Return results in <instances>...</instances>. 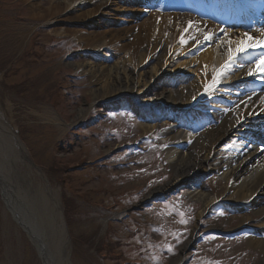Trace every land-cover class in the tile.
Masks as SVG:
<instances>
[{
  "label": "rangeland",
  "instance_id": "374dc122",
  "mask_svg": "<svg viewBox=\"0 0 264 264\" xmlns=\"http://www.w3.org/2000/svg\"><path fill=\"white\" fill-rule=\"evenodd\" d=\"M27 3L25 0H0V122L16 130L24 145L25 155L32 163V183L43 186L45 181L58 196L59 210L70 240V263L119 264L112 255V252L118 253V249L128 264L136 260L143 264H170L180 256L184 261L191 256V264H260L264 256L248 247V237L203 242L196 248L193 233L202 204L185 185L164 193L160 200L156 197L144 206L140 204L152 191L164 188L173 179L165 147L170 124L155 121L153 106L144 111V121L128 115L130 106L153 98L149 92L133 100L120 95L103 104H92L89 92L93 84L88 75L74 65L89 63L88 57L94 63L112 64L118 61L119 53L108 49L97 52L95 57L70 36L53 33L64 28L99 33L116 25L119 29L123 24V28L132 27L147 18L138 0H130L127 5L123 0L118 2V7L128 6L135 11L124 16L113 6L110 15L120 14L124 19L118 24L111 16H106L98 24L90 25H85L86 21L49 24L31 21ZM46 4L42 1L43 7ZM90 8L91 5H85L83 10ZM133 13L139 16L136 24L129 21ZM24 31L23 38L18 39L17 35ZM174 54L169 56L175 57ZM180 86L168 88L176 96L183 91ZM162 101L163 105L172 107L170 111L173 107L190 104L180 98L175 102L167 98ZM103 107L117 114L102 117ZM43 109L52 114L51 121L40 116L44 114ZM86 109L88 111L80 115L79 111ZM143 125L149 127L145 132L141 129ZM140 139H147L144 142H147L148 153L137 154L136 149L130 147ZM107 154L112 162L126 161L128 164L120 168L112 167L114 163L103 166L106 160L102 157ZM233 155L235 153L230 157ZM95 161L99 167L93 166ZM83 165L85 168H78ZM255 165L257 162L253 163ZM198 191L224 198L227 182L220 175L202 184ZM133 193L137 194L136 198L127 202V199L132 200L129 196ZM104 205L111 209L107 210ZM173 205L180 212L176 216L167 213V207ZM251 211L244 217L255 227L262 216L256 218L257 214ZM205 216L207 211L201 218ZM11 217L0 200V264H41L25 232ZM242 219L220 213L209 223L219 229L233 230L239 227ZM146 221L152 222L148 223L150 225L157 223L161 229L156 231L145 226ZM140 223L148 230L147 236L128 237L124 229L126 224L135 227ZM113 240L121 241L119 248L112 247ZM156 242L158 246L153 247ZM138 246L145 249L143 255ZM191 251H195L194 256Z\"/></svg>",
  "mask_w": 264,
  "mask_h": 264
},
{
  "label": "bare ground",
  "instance_id": "6f19581e",
  "mask_svg": "<svg viewBox=\"0 0 264 264\" xmlns=\"http://www.w3.org/2000/svg\"><path fill=\"white\" fill-rule=\"evenodd\" d=\"M42 1L44 0H25V2H28L29 18L31 21H46L48 22L47 24L57 21H86L85 25H90L98 24L106 16L108 18L111 16L115 24H118V21L124 19L119 17L120 14L110 15L114 7L117 13L123 12L122 16H124L125 13L135 12L129 9L128 6L126 8L118 7V2L120 0H45L47 4L44 7L42 6ZM123 1H125L127 5L130 0ZM85 5H91L92 8L85 11L83 10ZM137 16L133 13L129 21L136 24ZM188 21H193L199 25L201 31H197L195 27L190 29L189 33L185 34V37L191 36L194 37V39H190V42L182 45L179 40L183 29L187 27ZM123 27H125V24H123L121 29L116 25V27L112 26L99 33H94V31L84 32L74 28H60V32L56 30L53 31L55 35L70 36L82 49L86 50L88 53L95 54V56L98 55L97 52H103L108 49L119 53V56H116L117 54L114 55L117 57L118 61L112 64H107L105 62L101 64L94 63L93 60L88 57L86 60L90 61L89 63L86 62L74 65L76 69L82 71V74L88 75L90 82L93 84L89 92L92 97V104L97 102H99L98 104H103L106 100L118 98L120 95L140 97L148 92L153 98L143 100V102L151 103L157 109H160L162 106L161 101L165 98L171 102H175L177 98L189 102L197 93L200 94L202 91L201 85H197L196 80H193L183 88L181 93L175 96L173 91L166 89L167 87L165 86H160V84L164 83V80L165 83L168 80V77L165 79L164 76L176 69L182 70L183 73L196 74L197 70L201 69L202 64H204L203 66L207 70H210L214 65H219L220 61L227 57L226 52L228 46L223 43L225 41L224 39H221V44L217 45L216 37H213L212 42L214 43L211 47L207 48V46H204L203 49L200 48V46L204 44L202 42L204 41L202 33H210L216 30L217 27H215L213 23L197 20L190 16H159L157 14H149L147 18L140 23L138 21L137 24L132 27ZM25 33L26 31L19 33L17 38L21 40ZM39 33L40 31L36 35H39ZM242 34V32L236 30L234 33H230L228 37H225H227L226 40L231 39L236 41L244 38ZM252 36L254 38H262L261 33ZM197 41H199V43H197ZM215 43L216 45H214ZM232 47L235 48V44H233ZM193 51L198 53V56L191 57L189 60L174 62V58L169 56L173 52L175 56L178 57L188 55L189 52L193 53ZM160 56L161 60L159 62ZM193 65L197 68L195 67L194 69ZM199 80L201 83H205L203 77H200ZM193 94L194 96H192ZM242 99L244 102L248 101L247 97ZM253 104L255 105L254 108ZM261 108H264V104H261L259 97L252 98V103L247 104V106H245L244 103L242 111L240 109L236 116L230 119L222 118L220 121L221 123L212 130L206 131L196 138L193 137L187 150L184 145L179 148L167 150L166 153L168 154L170 166L174 173L173 179L166 184L164 188L154 190V192L152 191L151 193L155 194L166 189H173L177 184L182 182H186L192 187L193 185L190 181L196 173L205 172L208 169L217 170L222 168V177L227 182V193L229 197H232L236 202L247 203L246 205H251V207L255 208H257L256 206L261 204V202L264 203V158L260 155L259 148H253L251 151L241 153L237 162L235 160L232 161V163L235 164L234 166H231L230 163L228 164L229 159L232 158L229 157L228 159L227 155L220 158L217 163H213L212 161V153H214L219 143L225 138L233 136L240 124L244 123L245 125H250V118H252V116L248 113L250 111L256 113L260 111ZM43 110L44 114L40 116H43L44 120L51 121L53 119L52 114L48 113L46 109ZM87 111L88 109L80 110L79 113L81 115ZM240 117H243V119L240 123H237ZM141 129L145 132L149 127L148 125H143ZM180 132L172 129L165 135V140L173 143L177 139H182L183 141L190 139L187 135ZM261 157L262 162H258L257 159ZM253 160L257 161V167L253 166ZM18 169L20 168L18 167ZM18 175L27 182L28 185L32 186V188L28 187L29 190L25 192H17L14 180L12 181V179H9L11 194L17 198L13 199L10 193L5 194L4 200L5 203H7V208L11 212L13 211L16 213L15 216L21 223L27 226V230L30 233L34 234L33 225L36 228L37 225H42V222L46 223L50 228L51 224L47 223L46 220L50 217V214H52L51 210L56 212L59 205V199L55 191L49 187L45 181L43 182L47 186H41V183L36 184L32 183V181L30 182L29 174L25 171H20ZM1 176L3 175L0 174V177ZM5 178L6 177L3 176V179ZM39 186L44 190L40 192L35 190L39 188ZM191 189L190 194L201 202V213H203L215 201V198L208 193L198 191L197 189L195 190V187ZM38 200H41L42 203L41 201L38 202ZM25 211H31V214L26 217V215L23 214ZM253 213L257 214V217L263 216L262 221L259 223V231L257 232L264 234V206L254 210ZM58 217L59 221H61L60 214H58ZM243 222L244 220L240 224ZM53 225L55 224L53 223ZM62 227L63 224L61 223L56 228L54 239L58 241L63 240L65 248H68L67 236L65 235L64 227ZM38 237L42 239L43 235L38 234ZM247 241L248 247L253 248L255 251H259L264 256V235L262 238H248ZM189 243L190 241L187 245H189ZM58 249H60V247ZM180 259L181 256L177 260L170 262V264H179L181 261ZM260 264H264V260L261 261Z\"/></svg>",
  "mask_w": 264,
  "mask_h": 264
},
{
  "label": "water",
  "instance_id": "95a60500",
  "mask_svg": "<svg viewBox=\"0 0 264 264\" xmlns=\"http://www.w3.org/2000/svg\"><path fill=\"white\" fill-rule=\"evenodd\" d=\"M10 141V144H9ZM7 143V145H6ZM24 148L16 134L13 130L7 129L4 124L0 123V174L6 177L3 179V176L0 177V197L7 208V203H5L4 195L10 193L9 189V179L12 181L14 180L17 192H25L29 190L27 182H25L19 175L20 171H25L29 174L30 182L32 181V172H31V162L26 157ZM30 167H29V166ZM20 169H18V167ZM33 185V184H32ZM38 192L43 191V188H36ZM13 199L17 198L11 194ZM25 197V195H24ZM41 200H38L40 202ZM37 203V202H36ZM35 203V204H36ZM42 203V201H41ZM39 204V203H38ZM34 206V204H33ZM7 210L11 214L14 222H16L22 230L27 234V236L31 239L33 246L36 250L37 256L40 260L41 264H70L69 256H70V249L65 248V244L62 241H58L54 239V233H56V228L63 222L62 220L59 221L58 217V210L56 212L51 210L50 217L46 220L47 223L51 224L50 228L47 226L46 223L42 222V225H37L36 228L33 225L34 234L28 232L27 226L19 221V219L15 216V212H11L8 208ZM24 215H30L31 211L23 212ZM53 223L55 225H53ZM64 227V224H63ZM62 227V228H63ZM66 234L65 227L63 228ZM36 232V233H35ZM38 234H42L43 238L40 239ZM67 243L68 238L66 237ZM47 247V248H45ZM60 247V249H58Z\"/></svg>",
  "mask_w": 264,
  "mask_h": 264
},
{
  "label": "snow or ice",
  "instance_id": "6c2138e0",
  "mask_svg": "<svg viewBox=\"0 0 264 264\" xmlns=\"http://www.w3.org/2000/svg\"><path fill=\"white\" fill-rule=\"evenodd\" d=\"M193 27H195L197 31H201L199 25L193 21H188L187 27L183 29L180 36L179 42L182 45L188 43V39H194V37L191 36L187 38L185 37V34L189 33L190 29ZM259 31L261 32L262 38H254L252 35H249L248 32H245L242 36L246 39L241 38L236 41L228 39L223 42L228 46L226 52L227 59L224 64L221 65L219 70H213L211 81L203 85L204 92L202 94H207L217 89L222 81L225 71L233 68V66H238L243 69L246 64H251V67H248V76L264 82V29H260ZM220 32L223 33L224 36L228 35L224 29H220ZM202 34L204 41H212L215 35L214 33ZM197 43H199V41H197ZM233 44H235V48L232 47ZM250 51H258L259 55L257 57H252L249 60L248 53ZM253 95H255V93H253ZM193 99L195 100L196 97L194 96ZM259 100L261 104H264V96H260ZM241 103H245V106H247V104L252 103V97L249 96L247 102L242 101ZM254 107L255 105L253 104V108ZM260 112H264V108H261ZM248 114L252 115L253 112L250 111ZM242 119L243 117L238 118L237 123H240Z\"/></svg>",
  "mask_w": 264,
  "mask_h": 264
}]
</instances>
